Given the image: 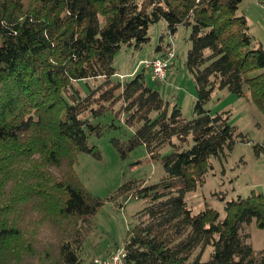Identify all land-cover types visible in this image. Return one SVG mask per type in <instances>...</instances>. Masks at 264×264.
Here are the masks:
<instances>
[{"label": "trees", "instance_id": "trees-1", "mask_svg": "<svg viewBox=\"0 0 264 264\" xmlns=\"http://www.w3.org/2000/svg\"><path fill=\"white\" fill-rule=\"evenodd\" d=\"M242 2L0 0V264H83L100 207L133 191L148 204L129 229L126 264H264V248L254 249L246 230L253 221L264 228V191L227 200L224 218L209 205L194 213L185 199L204 183L212 157L222 159L246 140L229 123L230 112L206 107L214 89L243 96L264 114V47L250 32ZM160 20L171 35L180 25L190 29L192 118L147 83L145 70L114 79L122 45L142 48ZM162 49L161 42L156 50ZM100 77L85 95L75 85ZM110 109L134 128L127 141L113 139L123 157L141 144L152 158L167 144L174 150L161 157L160 181L131 179L102 198L75 166L82 151L100 156L88 138L105 128L81 115Z\"/></svg>", "mask_w": 264, "mask_h": 264}, {"label": "rangeland", "instance_id": "rangeland-1", "mask_svg": "<svg viewBox=\"0 0 264 264\" xmlns=\"http://www.w3.org/2000/svg\"><path fill=\"white\" fill-rule=\"evenodd\" d=\"M244 2L246 0L242 2L243 8H247V13L251 14L248 3ZM248 23L250 31L263 42L264 47V36L257 30L258 23L255 20ZM189 35L190 29L183 25L171 35L165 20L153 23L149 29L150 40L147 44L139 49L123 44L117 52L114 65L118 72L114 79L129 80L137 71L145 70L147 83L157 86L171 105L178 103L183 115L192 118L195 115L197 89L194 76L186 65L187 51L192 44ZM171 40L176 56L168 75L169 81L158 83L152 79L151 72L143 60L154 57L155 53L160 54L161 50L159 52L156 50L159 43L162 42L165 48ZM102 79L100 77L95 80H76L75 85L85 95L90 91V87H94ZM169 82H173V85L169 86ZM113 105L114 109H118L120 102L117 101ZM206 107L213 114L230 112L229 123L236 125L237 131L246 135V140L238 139L233 149L228 150L222 159L212 157L213 166L207 172L204 183L196 190L187 192L185 199L194 213L209 205L216 208L220 212V217L224 218L227 200L237 198L239 195L246 196L252 189L264 191V114L247 98L220 88L214 89ZM81 117L105 127L100 136L90 134L88 138L90 146L95 145L100 156L82 151L78 154L75 166L81 182L92 193L106 198L115 194L120 186L131 179L153 184L166 175L161 157L173 151V145H165L160 150L161 157L157 158L150 156L144 144L123 157L113 139L118 138L124 142L134 133V128L125 123V114L116 116L114 110L110 109L97 117L90 111L83 113ZM173 141L177 143L178 138L174 137ZM193 142L190 136V144L186 147L191 146ZM258 145L261 146L259 151L256 147ZM147 204V199L136 197L134 191L115 199H106L93 219V230L87 240L94 238L102 246L109 243L115 247H118L115 244L123 246L128 238L129 229L139 221L138 212ZM246 228L250 233L249 240L253 248H264V228L258 227L254 221ZM88 247L82 249V256H87V252H90ZM210 249L211 246L208 247V250ZM208 257L207 251L203 259Z\"/></svg>", "mask_w": 264, "mask_h": 264}, {"label": "built area", "instance_id": "built-area-1", "mask_svg": "<svg viewBox=\"0 0 264 264\" xmlns=\"http://www.w3.org/2000/svg\"><path fill=\"white\" fill-rule=\"evenodd\" d=\"M264 6V0H256ZM176 56L173 46L162 49L159 55L143 60L146 67L150 69L152 79L161 82L167 78L168 70ZM126 249L123 246L115 247L111 245L106 257L95 258L92 264H126Z\"/></svg>", "mask_w": 264, "mask_h": 264}, {"label": "crops", "instance_id": "crops-1", "mask_svg": "<svg viewBox=\"0 0 264 264\" xmlns=\"http://www.w3.org/2000/svg\"><path fill=\"white\" fill-rule=\"evenodd\" d=\"M244 3H248V9L252 13L251 14L247 13V11H246L247 8H243V4H242L241 9H242L243 14L245 16H247L248 22L249 21L252 22V20H255V22L258 23L257 30H258V32H260L264 36V6L257 3V2H254L253 0H246V2H244ZM251 34H252V32H251ZM253 37H254L255 42L257 44L258 43L263 44V42L260 39L256 38L255 35H253ZM157 52H159V51H157ZM158 54L159 53H155L154 56H156ZM173 63L174 62H172V64L169 67L168 75H169V72H170V69H171V66L173 65ZM168 75H167V78L164 81H161L160 83H162V82L164 83V82L169 81ZM170 85H173V82H169V86ZM89 240L86 241L84 248H87L88 246H90V247H88L90 252H87V256H84L83 264H92V261L94 258L106 257L108 255V248L112 244V243H109L110 245L107 244V245L102 246V244L99 243V241H97L96 239L94 240V238L91 239L90 241ZM92 240H94V241H92ZM115 245L120 246V244L119 245L115 244Z\"/></svg>", "mask_w": 264, "mask_h": 264}, {"label": "bare ground", "instance_id": "bare-ground-1", "mask_svg": "<svg viewBox=\"0 0 264 264\" xmlns=\"http://www.w3.org/2000/svg\"><path fill=\"white\" fill-rule=\"evenodd\" d=\"M174 61V60H173Z\"/></svg>", "mask_w": 264, "mask_h": 264}]
</instances>
